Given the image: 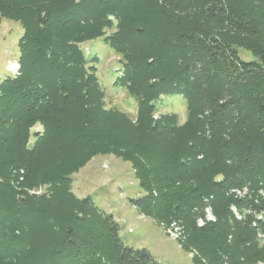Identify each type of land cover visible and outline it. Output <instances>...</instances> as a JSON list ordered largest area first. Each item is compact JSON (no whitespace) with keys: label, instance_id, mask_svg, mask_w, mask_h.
<instances>
[{"label":"trees","instance_id":"16d2710c","mask_svg":"<svg viewBox=\"0 0 264 264\" xmlns=\"http://www.w3.org/2000/svg\"><path fill=\"white\" fill-rule=\"evenodd\" d=\"M0 17L24 29L19 71L0 81V264H162L73 191L98 154L131 163L141 213L185 223L194 264L264 260V219L253 224L264 211V0H0ZM100 37L121 56L114 83L136 99L135 120L107 105L98 56L82 48ZM174 96L187 120L155 119ZM41 184L51 194L29 192ZM208 201L217 220L198 227Z\"/></svg>","mask_w":264,"mask_h":264},{"label":"rangeland","instance_id":"374dc122","mask_svg":"<svg viewBox=\"0 0 264 264\" xmlns=\"http://www.w3.org/2000/svg\"><path fill=\"white\" fill-rule=\"evenodd\" d=\"M23 32L20 22L0 17V81L7 71L5 64L7 63L8 71L12 74L9 66L19 61L18 43ZM82 48L88 56H98V76L106 92L107 105L126 111L135 120L138 110L136 99L125 87L114 83L116 77L122 75L121 56L102 37L82 43ZM241 55L246 59L253 57L251 52L246 50H241ZM8 57L10 59L7 62ZM160 113H177L180 123H184L188 117L187 103L182 96L165 97L159 102V110L154 114V118H159ZM23 173L24 170L23 172L21 170L22 175ZM40 188L47 190L43 194H51L49 184L33 187L29 192ZM72 189L79 197L90 194L96 205L106 212L113 213L120 224V236L128 245L148 248L162 264H194L193 257L197 251L195 249L187 251L182 246V242L188 238L184 222H181L184 231L179 239L171 240L166 233V227L175 218L167 225L159 224L154 218L141 213L131 205L130 198L141 195L143 190L139 186L130 162L114 154L95 155L84 167L74 173ZM259 261L252 264H258ZM220 264L232 263L224 256Z\"/></svg>","mask_w":264,"mask_h":264},{"label":"built area","instance_id":"2783aa9c","mask_svg":"<svg viewBox=\"0 0 264 264\" xmlns=\"http://www.w3.org/2000/svg\"><path fill=\"white\" fill-rule=\"evenodd\" d=\"M10 71L12 72V74H17L20 68V62L17 60L14 63H11V65L9 66ZM23 172V170H22ZM20 179H23V176L20 177ZM46 189L40 188L38 190L34 189L31 190V193H35V194H43L44 192H46ZM232 192H234V194L237 197H242L245 195V193L248 192V188H244V189H239V188H234L232 189ZM232 211L234 212L235 216L238 219H243L245 217L244 213H249V210H245L244 212H241L238 207L234 204H232L231 206ZM255 218L253 219V224L255 226H259V220L264 219V211H260V212H256L255 214ZM217 220V215L214 211L213 205L208 201L206 203V205L204 206L203 209V213L201 215H199L196 218V225L198 227H203L206 226L207 224L211 223V222H215ZM183 221H179L178 219L173 220L167 227H166V233L168 234V236L171 239H179V237L181 236V234L183 233L184 229H183V225L182 223ZM259 232H258V237L261 241L264 240V232H262L259 228H258ZM258 264H264V260H260Z\"/></svg>","mask_w":264,"mask_h":264},{"label":"crops","instance_id":"0c3cea01","mask_svg":"<svg viewBox=\"0 0 264 264\" xmlns=\"http://www.w3.org/2000/svg\"><path fill=\"white\" fill-rule=\"evenodd\" d=\"M17 57H19V55H17ZM10 58L8 57V59H7V62H8V60H9ZM15 59V58H14ZM5 70L7 69V71H5V75L4 76H6V75H8V74H10L9 73V71H8V68H7V63L5 64ZM3 78V77H2ZM1 78V79H2ZM36 129H40L41 128V125H37L36 127H35ZM94 163V162H93ZM90 169H92V168H90ZM78 190L80 189V187L78 186V188H77ZM142 190V189H141ZM142 193V191L140 192V194ZM90 195V194H89ZM85 196H88V195H85ZM91 196V195H90ZM82 197H84V195L82 196ZM131 198H134V197H131ZM131 198H130V203H131V205H133V206H135L133 203H132V201H131ZM136 207V206H135ZM137 208V207H136ZM113 214V213H112ZM114 215V214H113ZM164 231V230H163ZM166 235V234H165ZM168 237V236H167ZM169 238V237H168ZM172 240V239H171ZM173 241H175V240H173ZM177 242V241H176ZM179 244V243H178ZM179 246H180V244H179ZM181 247V246H180ZM182 248V247H181ZM183 249V248H182ZM185 251V250H184Z\"/></svg>","mask_w":264,"mask_h":264}]
</instances>
